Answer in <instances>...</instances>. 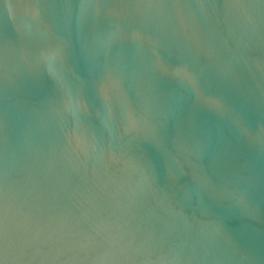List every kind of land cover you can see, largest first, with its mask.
Here are the masks:
<instances>
[{"label": "water", "instance_id": "1", "mask_svg": "<svg viewBox=\"0 0 264 264\" xmlns=\"http://www.w3.org/2000/svg\"><path fill=\"white\" fill-rule=\"evenodd\" d=\"M0 204V264H264V0H0Z\"/></svg>", "mask_w": 264, "mask_h": 264}, {"label": "snow or ice", "instance_id": "2", "mask_svg": "<svg viewBox=\"0 0 264 264\" xmlns=\"http://www.w3.org/2000/svg\"><path fill=\"white\" fill-rule=\"evenodd\" d=\"M209 102L215 103L211 100ZM7 241H9V239L6 209L3 204H0V246H2Z\"/></svg>", "mask_w": 264, "mask_h": 264}]
</instances>
